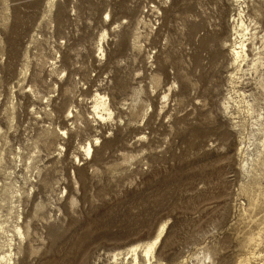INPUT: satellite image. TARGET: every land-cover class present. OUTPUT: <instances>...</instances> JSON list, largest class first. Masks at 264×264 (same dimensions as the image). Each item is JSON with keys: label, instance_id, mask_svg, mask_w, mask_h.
<instances>
[{"label": "rangeland", "instance_id": "1", "mask_svg": "<svg viewBox=\"0 0 264 264\" xmlns=\"http://www.w3.org/2000/svg\"><path fill=\"white\" fill-rule=\"evenodd\" d=\"M263 125L264 0H0L15 264H114L162 227L152 264H264Z\"/></svg>", "mask_w": 264, "mask_h": 264}, {"label": "bare ground", "instance_id": "2", "mask_svg": "<svg viewBox=\"0 0 264 264\" xmlns=\"http://www.w3.org/2000/svg\"><path fill=\"white\" fill-rule=\"evenodd\" d=\"M239 27L241 28L242 31L248 30V27L245 25V22L240 17H239ZM246 33H239L238 41L234 40L235 45L232 50L233 51L232 59H233V62L238 65V67L243 62H245L249 56L248 44L246 43L248 38H246V35H247ZM93 108H94L95 113L101 119H105L106 117L111 116V110L109 108L108 102L104 95H101V94L96 95V97L94 98ZM263 129L264 127L260 130H263ZM83 150H84L83 151L84 155L93 156L94 148H93L92 143L86 144V146L83 147ZM25 167L29 168L30 166L25 165ZM21 221L23 222L24 220L22 219ZM162 230H163V227L161 231L157 234V236L151 241H148L145 243L137 242V243L131 244L126 249H123V250L118 249V250L113 251L110 254V258L112 262L114 264H117V263L118 264H146V263L152 264V260L157 256L156 255V243L158 242L157 240L161 236ZM0 233L3 234V237H4V239H1L2 237H0V264H15L16 261L14 260V257H12V252L14 251V248H12V245H13L12 241H13L14 236H17L19 238L24 237L25 235L24 227L22 224H19L17 222L13 226L12 234H8L9 233L8 230L5 229V227L3 226V223L0 222ZM199 263L209 264L204 261V258L200 259Z\"/></svg>", "mask_w": 264, "mask_h": 264}]
</instances>
